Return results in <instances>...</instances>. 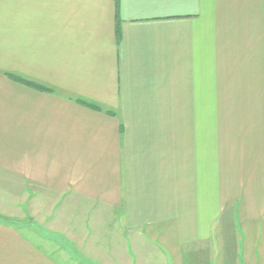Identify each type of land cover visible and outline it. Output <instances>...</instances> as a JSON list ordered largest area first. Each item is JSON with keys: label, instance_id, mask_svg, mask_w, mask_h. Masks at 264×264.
Masks as SVG:
<instances>
[{"label": "crops", "instance_id": "crops-1", "mask_svg": "<svg viewBox=\"0 0 264 264\" xmlns=\"http://www.w3.org/2000/svg\"><path fill=\"white\" fill-rule=\"evenodd\" d=\"M0 199V264L53 199L84 264H264V0H0Z\"/></svg>", "mask_w": 264, "mask_h": 264}, {"label": "rangeland", "instance_id": "rangeland-1", "mask_svg": "<svg viewBox=\"0 0 264 264\" xmlns=\"http://www.w3.org/2000/svg\"><path fill=\"white\" fill-rule=\"evenodd\" d=\"M55 202L54 206L52 207H45V206H41L40 207V212L39 214H31V215H27L28 218L24 217V221L28 220L30 221L28 227L24 224L23 226H21V219L22 217L20 216V213H18V211L16 210V215L14 216H5L6 219H9L11 221H17L19 227H23V228H26L28 229V233L33 237V239L35 241H39L38 239H41L42 237L41 236H44L46 234V232H50V236H54L55 238H58V239H61V240H64V241H56L57 243H59V249L61 251H64V252H60L58 253L59 254V260L63 263V264H84L85 262H83L84 258L86 257L85 254L86 251L85 249L81 246V243L82 241H67V237H65L63 234H61V232H58V230H55L57 228H54L53 229V226H52V219L56 213V211H60L61 210V207L63 205H65L66 203L64 202L65 200H58V199H53ZM15 201V199H14ZM18 199H16V202L18 203ZM5 202V199H0V205H2L3 203ZM84 206L82 205L81 208L79 209H83ZM52 211V213H49V211ZM2 214H0V217H1ZM3 216V215H2ZM68 216V215H67ZM21 217V218H20ZM30 217V219H29ZM80 226V225H78ZM30 229H34L33 232L36 236H33V232L30 230ZM25 231V230H24ZM78 230H76V233L79 235L80 232H77ZM113 228L111 226H109V228L107 229V235L108 237L110 238L113 234ZM32 232V233H31ZM52 233V234H51ZM56 234V235H55ZM60 237H59V236ZM43 240V239H41ZM43 248H45V250L49 251V252H53V247H50V246H46V244L43 243ZM58 252V251H57ZM66 255H69V258ZM62 257H66L65 259L69 262H66L63 260ZM72 257L75 259L72 260ZM81 259V260H80ZM79 260V261H78ZM86 264H93L92 262H86Z\"/></svg>", "mask_w": 264, "mask_h": 264}, {"label": "trees", "instance_id": "trees-1", "mask_svg": "<svg viewBox=\"0 0 264 264\" xmlns=\"http://www.w3.org/2000/svg\"><path fill=\"white\" fill-rule=\"evenodd\" d=\"M13 78V80L14 81H16V82H18V83H22V84H28L29 86L31 85V84H29V83H26L25 81H23L22 79H20V78H16V77H12ZM32 87H34L35 89H37V90H39V91H41V92H43V91H45L43 88H41L40 86H37V85H35V86H33V85H31ZM89 107H91V108H94V109H99L98 107H94V106H92V105H88ZM0 220H1V218H0ZM4 221H7V222H9L10 224H13V225H17V221H11V220H9V219H3Z\"/></svg>", "mask_w": 264, "mask_h": 264}]
</instances>
